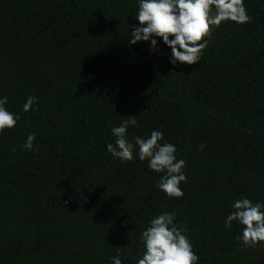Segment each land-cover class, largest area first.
Masks as SVG:
<instances>
[{
    "label": "trees",
    "instance_id": "trees-1",
    "mask_svg": "<svg viewBox=\"0 0 264 264\" xmlns=\"http://www.w3.org/2000/svg\"><path fill=\"white\" fill-rule=\"evenodd\" d=\"M137 0H0V96L20 116L0 134V264H136L163 211L187 228L199 264H264L224 218L241 195L264 202V0L250 24L215 29L197 65L169 64L158 39L130 45ZM171 38V37H170ZM35 95V112L22 111ZM127 117L186 161L182 199L147 162L107 153ZM35 134L34 148L21 145ZM203 151H198L200 145ZM67 201L65 204L64 202Z\"/></svg>",
    "mask_w": 264,
    "mask_h": 264
},
{
    "label": "clouds",
    "instance_id": "clouds-1",
    "mask_svg": "<svg viewBox=\"0 0 264 264\" xmlns=\"http://www.w3.org/2000/svg\"><path fill=\"white\" fill-rule=\"evenodd\" d=\"M135 20L129 25L128 43L148 42L150 52L157 53L158 39L170 49L169 64L197 65L208 46L212 32L225 22L236 25L250 24L252 17L245 8V0H137ZM171 37V38H170ZM38 97L29 95L22 111L35 112ZM7 96H0V134L15 128L20 116L10 112ZM138 127L136 117L123 119L111 128L113 143L105 145L106 151L121 163L138 160L147 162V168L160 174L157 190L169 199H182L181 184L187 182L186 161L178 159L175 144L164 140V133L152 130L145 137L129 139L128 129ZM35 134L29 133L21 147L26 151L34 148ZM201 144L198 151H203ZM65 204L67 201L64 202ZM175 212L163 211L155 215L140 234L143 251L136 264H199L200 257L183 224L177 226ZM241 226L236 240L243 248L264 247V202H252L241 195L231 204V211L224 218V228L229 230L233 222ZM111 264H122L120 253L111 257Z\"/></svg>",
    "mask_w": 264,
    "mask_h": 264
}]
</instances>
